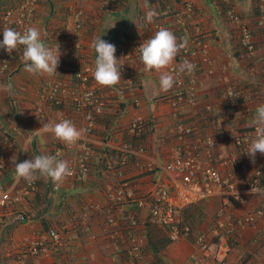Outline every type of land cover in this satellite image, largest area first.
Wrapping results in <instances>:
<instances>
[{"label": "crops", "instance_id": "0c3cea01", "mask_svg": "<svg viewBox=\"0 0 264 264\" xmlns=\"http://www.w3.org/2000/svg\"><path fill=\"white\" fill-rule=\"evenodd\" d=\"M17 2L0 0V17L6 8ZM193 2L195 16L205 34L208 54L215 60V66L212 74L205 71L199 74L196 104L191 107L174 110L169 105L172 88L166 93L160 91V73L144 72L136 50L139 36L150 38L151 23L145 22L146 11L158 12L167 7L175 10L180 7V0H118L107 4L102 0H37L30 26L40 29L46 46L60 51L57 73L52 77L26 73L20 61L22 49L14 50L11 55L0 49V142L8 145L4 168L0 170V184L10 185L15 181L11 164L13 155L17 157V163L47 154L67 161L70 168L77 166L75 156L82 139L76 146H67L50 134L37 135L34 131L43 123L60 122L61 115L72 121L77 129L84 127L73 108V98L79 91L75 80L79 65L92 75L96 90L106 101L102 113L94 120L86 143L91 166L87 179L81 181L69 176L55 194L50 192V180L37 179L35 193L1 211L0 264H133L125 250L129 232L125 217L135 208V233L145 252L142 264H219L223 260L234 264H264V236L261 235L264 217L258 219L256 229L233 224L235 240L232 242H226L223 235H211L217 222L215 215L222 207L236 215H244L264 198L250 193L246 182L239 186L245 196L242 204L230 199L224 206V198L214 195L191 205L189 224L192 233L175 242L169 241L166 228H151L146 223V211L137 209L133 203L125 204L122 213L116 215L115 225H109L106 220V195L117 178L103 170L101 155L105 148L118 152L129 150L131 159L124 173L131 190L138 195L145 193L152 180L162 175L160 167L165 162L179 154H187L195 147L200 148L203 161L214 163L223 174L236 166L241 167L246 176L257 167L264 175V155L259 152L254 162L251 159V163L246 164H224L234 150L225 132L251 127L256 108L264 104V26L256 25V5L260 0H234L243 21L253 27L256 45L253 53L240 48L236 27L226 20L223 5L218 0ZM78 11L82 14L83 25L75 30L71 15ZM164 22L178 40V32L172 28L170 20L166 18ZM11 28L15 30V24ZM3 29L0 18V42ZM97 37L115 46L117 60L121 58L119 51L126 50V62L137 85L138 104L133 102L122 80L112 87L96 84L93 77L96 53L90 44ZM75 40L79 41L82 54V59L77 62L63 52V47ZM182 63L175 57L165 71L180 67ZM53 81L61 83L62 107H46L40 113L36 108L42 104L46 85ZM229 87L240 89L244 94L235 106H229L222 96ZM134 118L145 119L152 126L143 147L137 150L129 130ZM186 126H194L196 132L184 134L182 129ZM214 137L218 140L215 147L204 145ZM135 163H139V169ZM148 167L152 170H147ZM163 175L166 180L167 176ZM51 225L63 232L59 248L41 255H22L31 241L48 242L47 229ZM199 232L207 233L211 238L210 256L204 254L194 241V235Z\"/></svg>", "mask_w": 264, "mask_h": 264}, {"label": "built area", "instance_id": "2783aa9c", "mask_svg": "<svg viewBox=\"0 0 264 264\" xmlns=\"http://www.w3.org/2000/svg\"><path fill=\"white\" fill-rule=\"evenodd\" d=\"M104 3L117 2L118 0H102ZM223 5L225 18L232 23L237 30L240 48L246 53H253L256 49L253 38V27L246 24L239 11L235 7L234 0H218ZM36 0H22L20 4L10 6L1 15V24L4 28H11L15 24V30L23 33L30 26L32 18L33 6ZM158 16L154 18V22L149 25V36L155 34L161 28H166L164 19L168 18L178 32V43L182 42L181 38L186 37L188 40L187 47L181 49L176 58L180 61L188 60L195 65L194 71L189 74L187 71L181 73L179 67L174 66L169 69V73L174 76V85L168 96L169 105L175 109L191 107L196 104L198 76L205 71L208 74L214 72L215 60L208 54L205 34L201 23L195 16V5L193 0H180L178 9L164 8L159 10ZM71 24L75 30L81 25L82 14L78 11L71 15ZM257 26H264V0H260ZM139 36L138 48L146 40ZM142 38V39H141ZM131 49L134 46L130 47ZM65 55L74 61H80L82 54L79 41H72L63 47ZM121 57L118 61L120 66L121 80L124 88L127 89L132 96L135 104L139 103L136 95L137 85L132 79L131 67L126 62V50L119 51ZM75 78L78 79V94L73 98V108L75 113L79 114L84 124L83 129L86 130L82 136L80 150L75 156V168L71 167V176L81 181L87 179L90 173V163L86 143L88 135L91 133L95 117L102 113L106 101L104 97L96 90V85L92 75L80 68L75 72ZM61 83L53 81L46 85L42 104L36 108L43 113L46 107H62L63 101L60 97ZM222 96L227 100L229 106H235L237 101L244 97L240 89L229 87L224 90ZM66 119L65 115H61L59 120ZM143 119L134 118L129 124V130L132 135L138 134L141 130ZM186 135H193L196 132L194 126H186L182 129ZM225 137L231 141L234 146L233 152L228 156L224 164L231 163H251V158L246 154L251 140L255 137L253 127H242L235 130L225 132ZM78 143V142H77ZM71 145V146H76ZM218 140L209 138L204 143L205 146L213 148L217 145ZM141 149V148H138ZM199 147H195L187 154L177 155L165 162L161 167L162 175L154 178L150 187L143 194H135L130 188L129 179L125 175V167L129 158V150H120L121 154L116 158L110 159L106 152H102L101 161L103 162V170L106 173L116 175L117 181L114 187L106 195V220L109 225L116 224V215H120L125 204L133 203L137 209L146 211V223L152 227L166 228L169 241L175 242L183 236L192 233L190 224L185 219V211L191 205L201 200L220 195L224 198V206L232 199L235 203L242 204L245 202V196L239 187L243 183H247V189L252 194H259L264 197V175L260 167L246 176L241 167L233 166L223 174L212 162L203 161ZM8 145L6 142H0V170L4 168ZM137 150V149H135ZM139 163H135L139 169ZM151 171L152 168H147ZM165 174L166 180L163 179ZM37 189V181L28 183L24 180L17 182L16 180L10 185L0 184V213L8 206L20 203L26 196L35 193ZM251 189L254 191L251 192ZM51 193L55 194L59 188H55L51 184ZM216 226L211 232L212 236L223 235L226 242L235 240L233 224L247 225L251 228H257V221L264 217V198L259 205L246 212L244 215H236L232 211L221 208L216 213ZM126 223L129 228L125 243L128 260L133 264H142L145 258V252L142 242L139 240L138 234L135 233L137 227V213L129 212ZM230 223V224H229ZM48 242L41 239L31 241L22 251V255H41L50 249L57 250L62 244L63 232L57 226L52 225L48 231ZM264 236V232L261 233ZM211 236V237H212ZM210 236L207 233L199 232L194 235V241L200 250L210 256L209 245L211 243ZM25 264V263H22ZM219 264H234L231 261L223 260Z\"/></svg>", "mask_w": 264, "mask_h": 264}, {"label": "clouds", "instance_id": "9594fccd", "mask_svg": "<svg viewBox=\"0 0 264 264\" xmlns=\"http://www.w3.org/2000/svg\"><path fill=\"white\" fill-rule=\"evenodd\" d=\"M157 16L158 13L155 10H148L145 13V22L153 23ZM181 41L178 43L177 37L170 30L161 28L143 41L138 48L143 71L147 73L154 70L160 73L159 86L162 92H168L174 85V76L165 70L174 62L178 52L187 47V38L183 37ZM90 48L96 53L93 71L96 84L101 87H112L118 84L121 80V71L118 66L119 60L115 56V46L97 37L91 42ZM0 49H5L9 55L14 50L22 49L20 61L23 70L30 75L52 77L57 73L60 59L59 48L53 49L46 46L42 32L35 26L27 27L23 33L12 28H4ZM194 69L195 65L188 60H184L179 67L181 73L187 71L191 74ZM250 126L255 130V137L251 140L246 154L254 162L257 152L264 155V104L256 108ZM85 132L83 128L77 129L68 119H62L58 123L51 121L43 123L40 129L34 131L37 135L50 134L53 139L67 146L75 145ZM21 150L28 151L27 148ZM11 164L14 166V179L17 182L23 179L28 183H33L37 179H45L50 180L55 188H59L72 174L67 161L47 154L35 155L33 159L20 163H17V157L13 155ZM253 191L251 189V192Z\"/></svg>", "mask_w": 264, "mask_h": 264}, {"label": "trees", "instance_id": "16d2710c", "mask_svg": "<svg viewBox=\"0 0 264 264\" xmlns=\"http://www.w3.org/2000/svg\"><path fill=\"white\" fill-rule=\"evenodd\" d=\"M22 2V0H18V2L15 4V5H17V4H20ZM36 2H37V0H36ZM14 6V5H13ZM7 10V8L4 10V11H6ZM32 11V10H31ZM259 12V5L257 4L256 5V14ZM79 65V64H78ZM81 68V66L79 65V68L77 69V70H79ZM76 70V71H77ZM75 71V72H76ZM84 71L85 72H88L87 70H85L84 69ZM75 80L77 81V83H78V79L77 78H75ZM101 114V113H100ZM99 114V115H100ZM98 116V115H97ZM96 116V117H97ZM95 117V118H96ZM151 123L149 122V121H147V120H145V119H143L142 120V125H141V130L139 131V133L138 134H135V135H132V139H133V146L135 147V149H138V148H142L143 147V144H144V140H145V138H146V136L148 135V133L151 131ZM103 152H106L107 153V155H108V157L110 158V159H114V158H116L117 157V155H120L121 154V152H118V151H115V150H110V149H108V148H105L104 150H103ZM130 159L131 158H128V161L127 162H129L130 161ZM137 207V206H136ZM192 207V206H191ZM191 207H189L188 209H186V211H185V219L187 220V222L188 223H190V218H191V212L189 211L190 210V208ZM134 211H136V208L134 209V210H131L130 212H134ZM126 218V220H127V218H128V215L125 217ZM52 226V225H51ZM51 226H49L48 227V229L51 227ZM48 229H47V231H48ZM232 242V241H231Z\"/></svg>", "mask_w": 264, "mask_h": 264}]
</instances>
